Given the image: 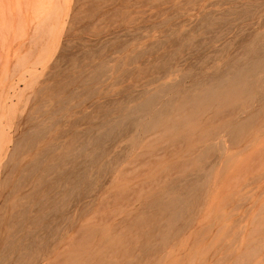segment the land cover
<instances>
[{"label":"rangeland","instance_id":"rangeland-1","mask_svg":"<svg viewBox=\"0 0 264 264\" xmlns=\"http://www.w3.org/2000/svg\"><path fill=\"white\" fill-rule=\"evenodd\" d=\"M261 45L264 0H0V182L19 177L9 155L24 133L46 128L38 148L57 151L75 136V149L103 140L98 162H87L88 188L70 194L48 228L34 229L35 244L46 242L36 264H264V98L221 118L204 110L187 126L190 139L175 138L168 124L185 94L228 76ZM167 86L154 106L172 100L166 123L143 130L124 120L103 134ZM224 119L248 127L213 131ZM4 188L0 236L16 197ZM193 191L173 230L165 215L151 237L134 225L154 211L152 195ZM12 256L1 264H15Z\"/></svg>","mask_w":264,"mask_h":264},{"label":"bare ground","instance_id":"bare-ground-1","mask_svg":"<svg viewBox=\"0 0 264 264\" xmlns=\"http://www.w3.org/2000/svg\"><path fill=\"white\" fill-rule=\"evenodd\" d=\"M249 53L248 62L245 65L235 64L228 76H222L208 85L188 92L180 99L175 105L177 114L174 118L169 119L168 123L175 138L190 139L192 137L190 136L192 133L190 129H194V127L190 125L188 128L187 126L206 109H213L214 117L221 118L225 114L231 113L236 105L247 107L254 100L264 98V45L252 47ZM98 76L99 70L94 71L90 81L96 82ZM171 87H164L159 89L157 93L140 99L133 105V108H129L130 110L125 111L126 113L124 112L123 119L115 121L103 134L107 138L115 134L124 120L138 125L143 130L153 129L166 123L168 121L167 114L174 107L172 100L166 101L161 108L154 106L159 100L160 94L173 90ZM92 92L94 89H91L90 93ZM248 122L224 119L221 123L214 125L212 130L228 129L232 134L240 135L247 129ZM45 130L37 128V130H33L34 132L24 133L20 139L13 142L9 161L13 162L12 168L18 172L19 177L16 181L8 180V177L7 179L5 177V180L0 182L1 190L4 191V187L9 186L11 187L9 194L16 196L5 208V213L1 218L5 223V232L0 236V264L4 261L7 262L10 258L12 259V255H14L15 264H28L30 260L34 264L37 263L41 258L40 256L37 257V253L46 242L39 245L35 244V238H37L35 231L48 228L50 225L48 221L51 216L63 211L62 209H64L70 194H80L88 188L90 183L87 162L90 165L91 163L96 164L101 156L103 140L99 134L88 139H82L81 147H77L78 149L74 147L77 136L73 137L74 139L60 151L55 149L54 144L39 149L38 144L45 138ZM210 135L207 131L205 136ZM88 147H91L93 151L88 152ZM95 149H99L97 150L99 152H94ZM27 151L35 152L27 163L22 164L17 158ZM77 158H83L82 162L76 164ZM27 187L28 191L22 193L23 189ZM188 190L186 191L189 192L190 190ZM181 192L183 193V191ZM193 192L187 196H181L182 193L172 195L169 192L164 193L165 195H152L147 202V207L154 211L138 216L134 225L142 228L146 237H151L155 229L159 227L157 226V217L165 215L164 225L166 224L173 230L174 224L184 217L187 208L196 200L195 192ZM24 228H29V231L18 236L17 232H23ZM49 231H53V229L50 227ZM165 231V229L162 230L164 235ZM169 235L171 234L169 233ZM162 239L164 238L162 237ZM34 254L35 256H33Z\"/></svg>","mask_w":264,"mask_h":264}]
</instances>
